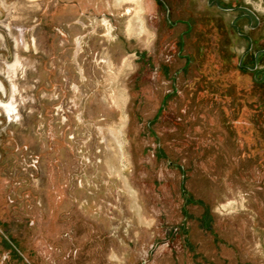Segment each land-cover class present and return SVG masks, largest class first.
I'll return each instance as SVG.
<instances>
[{
  "label": "rangeland",
  "instance_id": "rangeland-1",
  "mask_svg": "<svg viewBox=\"0 0 264 264\" xmlns=\"http://www.w3.org/2000/svg\"><path fill=\"white\" fill-rule=\"evenodd\" d=\"M6 2L0 264H264V0Z\"/></svg>",
  "mask_w": 264,
  "mask_h": 264
},
{
  "label": "bare ground",
  "instance_id": "bare-ground-1",
  "mask_svg": "<svg viewBox=\"0 0 264 264\" xmlns=\"http://www.w3.org/2000/svg\"><path fill=\"white\" fill-rule=\"evenodd\" d=\"M1 1V4L3 5V6H7V0H0ZM20 30V31H19ZM16 42H17V44H18V47H22V48H25V49H28L29 47H30V45H29V43L27 42V40H26V38H25V36H24V33L23 32H21V29H18V34H16ZM33 47L34 48H36V42H35V40H33ZM81 47L79 46V49H80ZM8 69H10L11 71H12V74H13V76L14 75H16V73H17V71L19 70V69H21V70H24V64H23V62H22V59H19L18 57L16 58V60H15V64L12 66V67H9L8 66ZM1 70H5L4 69V67H2V69ZM10 74V73H9ZM12 77V75L10 76V78ZM12 88H13V91H15L16 92V85L14 84V85H12L11 86ZM0 89L1 90H4V86H3V84H1L0 83ZM15 94V93H14ZM11 97V96H10ZM0 106L1 107H4L5 108V110H6V112H7V114L10 116L12 113H14V112H16L17 111V109H16V106H15V102H14V100H11L9 103H6V102H3L2 100H0ZM3 108V109H4ZM15 114V113H14ZM16 116V115H15ZM101 132H102V129H101ZM111 134H113V138H114V133L112 132ZM102 136L104 137L103 139L105 140V142H107L108 143V140H107V138L105 137V134L104 133H102ZM116 139V138H115Z\"/></svg>",
  "mask_w": 264,
  "mask_h": 264
},
{
  "label": "flooded vegetation",
  "instance_id": "flooded-vegetation-1",
  "mask_svg": "<svg viewBox=\"0 0 264 264\" xmlns=\"http://www.w3.org/2000/svg\"><path fill=\"white\" fill-rule=\"evenodd\" d=\"M102 26L104 27V24H102Z\"/></svg>",
  "mask_w": 264,
  "mask_h": 264
}]
</instances>
